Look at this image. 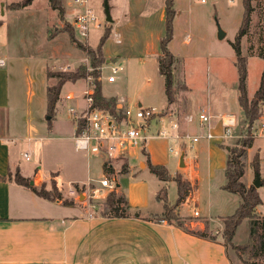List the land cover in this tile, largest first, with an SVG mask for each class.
Listing matches in <instances>:
<instances>
[{"label":"rangeland","instance_id":"rangeland-1","mask_svg":"<svg viewBox=\"0 0 264 264\" xmlns=\"http://www.w3.org/2000/svg\"><path fill=\"white\" fill-rule=\"evenodd\" d=\"M21 1L24 0H0V28H3V39H5L6 44L4 51V46H2L0 40V54H3L6 58L4 69H8L11 81V105L8 120L10 125L17 130V134L27 136L25 130L30 116V109L36 110L37 108H41L42 110V103L46 99L48 84L58 81V78L55 77L48 80L47 70L85 73L84 77L77 80H69L66 82L67 84L65 83L66 85L62 89L64 95L74 90L73 88H77L76 82L82 84L83 80L88 78L89 75L92 76L95 82L96 78L92 74L94 68L91 64V59L71 41L69 36L70 31L65 30H70L68 23L73 16L71 9L64 5V11L60 13V10L53 8L50 0H26L29 1V4L25 8H14V3ZM64 1L66 2L67 0ZM88 1L98 14L102 25L100 28H91L90 36L87 40L80 39L77 35L75 37L83 44L95 48L108 25L105 11L106 0ZM72 3L74 5V0H72ZM108 4L115 20L114 23L110 22L112 26L115 28L119 26L118 29H120L121 25L118 23L124 24L127 23L124 21H130L129 15L121 13L125 8L124 0H108ZM156 4L161 5L162 2L160 0L151 1L147 10L151 11ZM253 5H256V9L252 15L251 28L241 42L242 54L247 58V89L250 99L254 97L260 87L264 69V59L257 54L264 45V0H254ZM174 7L177 9L176 16L179 15L175 17L174 34L169 45H171V49H173L176 57L178 56V61L175 63L174 68L176 84L186 83L189 89L183 92L188 98H193L199 103H204L210 98L216 104H220L218 106L219 108L223 104L226 105L227 102L229 103V110L238 107L237 113L239 115L237 128L234 131L236 134L235 137L226 141L223 138V135L226 133L225 127L220 123V119L217 121L214 119L216 126L213 127L212 131L216 137L210 140L202 138L203 140L206 139L212 142L214 150L211 153L208 150L196 152L194 150L195 146L193 148L187 147L188 157L192 156L200 163L201 180L198 186L200 191L198 200L190 204L185 210L186 212L188 210L191 211L196 206L201 211V214L207 215L212 219H209L211 224L207 229L208 233L220 235L224 226L223 218L235 211L239 197L231 194L227 190H219L218 182L221 177L222 179L224 178L223 175L227 162V149L223 147V143L225 141V143L231 145L236 143V139L245 136L247 130L246 125H244L243 111L238 105L239 72L235 63L236 52L232 46V41L235 40L242 22L244 7L242 0H235L234 2H229V0H207V2H201L199 0H176ZM142 15H147V11H144ZM140 19V17H137V21L132 23L131 27L125 28L123 42L119 41L117 43L115 41L114 29L111 36L105 42V55L111 63L120 67L117 81L112 82L110 84L111 86L107 85L105 91L106 93L126 97L134 108L139 107V102H142V106H154L160 112L167 103L165 78L159 73L158 56L152 51L155 47L152 31ZM152 24L157 26L159 24L158 18H155ZM219 26L226 31V35L222 39L218 37ZM63 28L64 30L62 31ZM55 32L58 34L49 38V35ZM187 34L190 35L189 41L186 38ZM101 68L103 69H100V71L102 70L100 80L104 84L103 80L105 79V75L110 72V69L107 65H102ZM80 88L82 89L81 85ZM184 100L185 97H182L180 102ZM61 101L62 99H60V103L58 104L59 109L57 110L56 120H53V124L58 132H71L72 134L73 123L70 119L68 107L75 105L76 101L64 100V103H61ZM39 112L35 113L34 111L32 113L31 116H33L34 121L38 116L42 115ZM4 116V113H0V133L5 129V119L2 120ZM167 122V119L163 117L153 119L150 131L161 129L164 124H168ZM188 132L200 134L203 132V129L194 132L188 128ZM60 140L64 141L66 139ZM254 140V147L252 146L249 149L246 170L247 173L254 171L257 174L253 160L255 154L259 151V174L262 182L261 186H263L261 188L263 203L257 207L256 213L264 217V137L256 136ZM24 142L27 143L28 140ZM171 145L178 147V143L173 139L161 136L152 137L146 143L147 148L152 147L156 149L162 158L168 159L170 165L174 167V164L178 160V155L170 149ZM63 147L64 145L60 146V151H63ZM53 150L55 148L49 150L48 153L46 152L47 164L54 161L56 157L52 154ZM27 151L30 152V148ZM82 153L79 152L80 155ZM30 154L31 160L27 161L24 157V161L27 163L35 161L36 155L33 152ZM135 162V158L131 160V164ZM58 164L60 166L58 169L62 173L61 186L65 187L68 185L70 175L75 171L71 172L66 158H61V162L59 161ZM212 170L215 173V179L213 181L218 184L213 187L216 192H213V189H211V182H213L211 178ZM143 175V178L146 180V186L149 188L148 194L152 199V205H158L157 201L163 204V200H157V197L154 194L152 195V191L155 190L157 185L156 176L149 172ZM84 176L83 178L86 179L88 174L85 173ZM92 176L96 178L104 176L100 171L98 161L95 163V166L93 165ZM107 176L109 177L110 175L107 174ZM132 176L133 174L121 172L118 179L124 187H127L134 181ZM140 177L138 176L136 179ZM245 179H247L246 176ZM255 179L256 177L253 183ZM247 183L250 184L251 182ZM15 186H12L13 202L17 198ZM93 186L98 189L100 188V186ZM166 186L168 189V202H176L178 196L177 185L169 181V183H166ZM105 189V191L102 192L101 190L93 197L91 191H86V188L81 189L75 187L71 197L74 201L83 205L84 203L87 205L91 203L93 208H96L99 212L110 192L109 189ZM117 191L119 194L123 193L122 191ZM79 192L82 193V196H79ZM62 194L63 198L70 197L67 190H63ZM31 195L37 201L48 203L45 200L39 199L33 193ZM103 195L104 198H102ZM65 207H68L69 210L71 209L69 206ZM193 218L196 220L199 219L204 223L205 218L203 217L194 216ZM218 231H220V234ZM248 235V221L244 220L238 227L235 241L237 243H244L248 240ZM228 250L230 251L233 264H245L241 259L244 257L240 258L231 245H228Z\"/></svg>","mask_w":264,"mask_h":264},{"label":"crops","instance_id":"crops-1","mask_svg":"<svg viewBox=\"0 0 264 264\" xmlns=\"http://www.w3.org/2000/svg\"><path fill=\"white\" fill-rule=\"evenodd\" d=\"M151 1L154 0H124L125 8L121 13L129 15L130 21H124L127 22L124 24L117 22L121 26L120 29H118L119 26L117 28L113 26L115 31L114 37L117 43L118 39L123 42L125 28L131 27V24L137 21V17H140L141 22L147 25L146 27H152L151 29L149 28L152 31L153 44L155 46L152 51L157 54L159 59V40L165 30V0H160L162 2L161 5L156 4L151 11H148L147 8ZM64 5L71 9V13L74 16L78 8L75 0L74 5L72 0L64 1L63 8ZM144 11H147V15L145 16L142 15ZM155 18H158L159 21L157 26L152 24ZM114 22L113 18L112 23ZM2 32L3 28H0V40L5 51L6 44L5 39H3L4 32ZM186 38L189 41L190 35L187 34ZM169 48L171 49V45H169ZM171 50L173 52V49ZM1 58L6 61L3 54H0ZM5 65L0 66V113L5 114L2 117V120L5 119V129L0 133V264H233L230 251L220 235L216 240L199 237L170 224L165 219L157 218V215L164 211V203L161 204L157 201L158 205H152V199L148 194L149 188L146 186L143 174L149 172L156 176L157 185L155 190L152 191V195L154 194L156 197L160 189L169 182L161 180L150 170L148 166L149 161L166 165L173 175L179 173L192 183L193 190L178 209L181 215L191 217L188 226L192 229H204L205 227L202 221L193 218L195 216L194 210L197 209L196 206L191 211L188 210L186 212L185 210L190 204L198 200L200 196L198 186L201 180L200 163L192 156L188 157L187 148L180 149L177 153L178 160L174 164V167L170 165L168 159L162 158L156 149L152 147L147 148V146L142 149H136V151L133 150L129 155L120 159H109L103 155H89L75 147L74 133L76 126L75 119L70 112V119L73 123V135L71 132L62 133L56 130L53 122L56 120L60 100L57 103L54 118L51 121L48 120L46 107L47 93L46 99L42 103V110L41 108H37L36 110L30 109L29 111L30 116L25 130L27 136L19 135L8 120L11 105V81L8 69H4ZM108 73L110 74V72ZM108 73L103 80L104 95L117 97L118 108H134L126 97L106 93L105 87L107 85L111 86L110 84L112 83L107 80ZM184 84L187 88L178 92L174 102L170 103L167 98L166 105L161 109L156 119L163 117L167 119V123L172 120H179L182 130L188 131V128H190L194 132L201 131L198 122L193 121L188 123L185 118L189 114L197 115L201 110H207L213 115L214 126H216L214 119L216 121L220 119V123L223 124V117L228 115L234 116L238 122V107L235 109L232 107L233 110H229V103L227 102V106L223 104L225 107L222 105L219 108L220 104H216L210 98L204 103H199L193 98H188L183 92L189 89V86L186 83ZM76 85L77 88H73L74 90L72 91L76 93L77 97L71 99V101H76V104L73 106L81 108L84 104L82 94L86 87V80H83L82 84L76 82ZM182 97H185L184 101L187 102H180ZM60 99H62L61 103H64V100H69L66 99L63 91ZM44 102L45 105L43 106ZM139 107H144L142 106V102H139ZM34 111L35 113L39 111V113H42L35 121L33 116H31ZM223 127H225L224 124ZM236 128L237 125L232 130L236 131ZM253 138L255 139L256 136ZM60 139L66 140L61 141ZM254 139L253 147L255 145ZM23 140H28V142L25 143ZM67 143L69 144L66 145ZM62 145H64L62 148L64 152L60 151V146ZM28 148H30V152L27 151ZM50 148H55L52 154L56 157L54 161L47 164L46 152L48 153L49 150H52ZM194 150L196 152L208 150L211 153L214 150V146L212 142L202 139L195 145ZM31 151L36 155L35 161L27 163L24 160H31ZM79 152H83L82 155ZM26 154L29 156L28 159ZM183 154L184 165L181 166L180 161ZM61 158H66L71 172L75 171L70 175L68 185L65 187L61 186L62 173L58 169L60 168L58 162H61ZM134 158L136 162L131 164V160ZM97 161L100 171L104 175L102 176L103 178L108 177L107 174L111 177L116 175L118 178L121 172L133 174L132 178L134 181L129 184L130 186L124 187L118 179L116 190L122 191L126 195L132 207V213L137 211L140 214L139 216H134L133 214L127 217L101 216L91 203L88 205L84 203L83 205L74 201L71 205H65L62 201H52L37 195L31 189L17 183L14 178L11 180L4 178L10 173L14 174L16 171H19L24 177L29 178L30 181L33 180V184L41 185L42 183H47L48 187H50L51 179L55 178L60 189L62 191L67 190L68 194H70L69 198L72 199L71 196L75 187L82 189L91 186L92 188H96L93 186L96 185L100 186L99 189L97 188L98 192L106 190L100 184L102 177L96 178L92 176L93 165L95 166ZM124 164H126L125 170L123 169ZM85 173L88 174L86 179L83 178L85 177ZM214 175L215 173L212 170V181L215 179ZM255 175L254 171L247 173L246 170L244 180L253 183ZM138 176L141 177L136 179ZM223 176L224 178L222 179L221 177L218 182L219 190L226 191L223 188L226 182L225 171ZM245 176L247 179H245ZM170 182L176 184L173 180ZM211 184V189L215 185H218L214 181ZM12 186H15L14 188L17 191V198L14 202L12 201ZM262 187H258L261 199ZM213 192H216V190L213 189ZM32 193L48 203L33 199ZM230 193L237 197L239 196L236 193ZM79 196H82V193ZM102 198H104V195ZM239 204L240 196L238 197L236 209ZM65 206H69L71 209L69 210ZM199 214L200 217L212 220L207 215L201 214V211H199Z\"/></svg>","mask_w":264,"mask_h":264},{"label":"trees","instance_id":"trees-1","mask_svg":"<svg viewBox=\"0 0 264 264\" xmlns=\"http://www.w3.org/2000/svg\"><path fill=\"white\" fill-rule=\"evenodd\" d=\"M53 8L60 10L63 13L64 8L62 0H50ZM254 0H242L244 13L242 22L237 31L235 40L232 41V46L236 52V66L239 72L238 81V104L243 111L244 125H246V135L236 139V143L228 144L223 143V147L227 149V162L225 167L226 182L223 188L229 192L236 193L240 196V204L237 209L230 215L223 218V229L220 234L223 238L224 244L228 247L231 245L238 253L245 264H264V217H261L256 213V207L262 203L258 187L253 183L249 184L244 180L246 173L247 161H248V149L253 144L252 127L255 121L260 115V109L264 103V69L262 74V80L260 87L256 91L253 98H249L247 89V58L242 54L241 42L251 28L252 15L256 9V5H253ZM29 4V1H21L14 3V8L25 7ZM177 14V9L174 7V0H165V30L164 34L159 40L160 55L158 59L159 73L165 78V87L168 101L170 103L176 100V96L180 90L186 89L184 83H177L174 79L175 63L178 61L176 55L169 48V43L174 34V19ZM69 29H65L69 32L71 41L75 43L77 47L82 49L87 56L91 59V64L94 68L92 72L96 78L95 86V99L97 105L100 108L110 111L116 116H121L123 110L117 106V97L106 96L103 93V82L100 80L102 72L99 68L102 65L108 63V57L104 52V45L106 40L111 36L113 32L112 23L108 22L107 29L104 31L97 46L91 47L83 44L75 36L76 32L71 24ZM64 28L62 29V31ZM58 32V31H57ZM55 32L49 35V38L57 35ZM251 51V49H250ZM258 55L264 59V45L260 48ZM85 76V73L68 72V71H56L47 70L48 78H58L55 83H50L47 86V114L48 120L51 121L56 113L57 103L60 100V95L64 84L69 80H77ZM254 168L257 173L260 172V156L257 153L253 160ZM148 166L150 170L157 175L161 180L169 182L175 181L178 189V196L176 202H168V189L166 186L162 187L157 195L158 199L164 202V211L157 215L159 219H165L170 224L177 226L191 234L199 237L210 238L216 240L219 235L209 234L207 229L209 228V219H204L206 224L205 229H192L187 223L191 220V217H186L180 214L179 206L187 199L190 192L193 189L192 183L184 178L181 174L177 173L173 175L168 167L164 164H156L149 161ZM123 169H126L124 164ZM9 180L15 179V181L21 185L34 191L37 195L52 201H62L65 205H71L74 203L73 199L63 198L62 191L57 184L55 178L51 179L50 187L47 183L41 185L31 184L30 179L24 177L19 171L14 174H9L7 177ZM264 183V181H263ZM131 205L124 193H118L117 190H111L102 208L98 214L107 217H127L130 215L139 216V212L132 213ZM248 221V240L244 243H236L235 236L239 225L244 221Z\"/></svg>","mask_w":264,"mask_h":264},{"label":"built area","instance_id":"built-area-1","mask_svg":"<svg viewBox=\"0 0 264 264\" xmlns=\"http://www.w3.org/2000/svg\"><path fill=\"white\" fill-rule=\"evenodd\" d=\"M207 2V0H199ZM235 0H229L234 2ZM77 12L70 21L75 29L78 38L87 40L90 36L91 28H100L102 23L98 14L89 4L88 0H75ZM121 41L120 39L117 40ZM6 64L4 59H0V66ZM110 69L107 76L109 82H115L118 78L120 67L108 61L106 64ZM103 69V68H99ZM102 71V70H101ZM94 77V76H93ZM86 80V87L82 94L84 104L81 108L69 107V112L75 119L76 130L74 133V144L78 150L89 155H103L109 159H120L126 157L135 149L146 147L147 141L152 137L171 138L178 143V147L171 145L170 149L178 153L180 149L193 148L202 138L208 140L216 137L212 129L213 115L205 110H201L197 115L189 114L186 121L191 123L197 121L202 133H192L181 129L179 120L169 121L168 124L157 131H150L151 122L160 113L156 107H126L121 108L123 113L116 116L110 111L100 108L95 99V81L89 75ZM76 93L70 91L66 94V99H75ZM118 106V105H117ZM223 124L226 133L225 140L235 136L233 127L237 125L234 116L223 117ZM252 135L264 137V103L260 109V115L252 127ZM27 159L29 156L26 154ZM102 188L114 190L118 186L117 176L104 177L100 179ZM91 191L93 197L98 192L97 188L86 187V191ZM194 215L199 216V211L194 210Z\"/></svg>","mask_w":264,"mask_h":264},{"label":"water","instance_id":"water-1","mask_svg":"<svg viewBox=\"0 0 264 264\" xmlns=\"http://www.w3.org/2000/svg\"><path fill=\"white\" fill-rule=\"evenodd\" d=\"M105 11H106V20L108 22H113V17H112L111 11H110V7H109V4H108V0L105 1ZM225 35H226V31L224 29H222V27L219 26V29H218V37L222 39V38L225 37ZM183 159H184V154L181 156V161H180L181 165L182 164L184 165ZM30 183L33 184L34 181L31 180ZM253 184L256 187H260L262 185V182L260 180V174L259 173L256 174V179H255V181H254Z\"/></svg>","mask_w":264,"mask_h":264}]
</instances>
